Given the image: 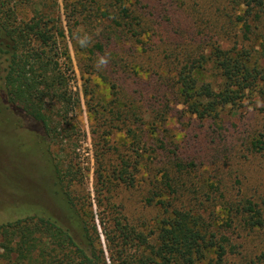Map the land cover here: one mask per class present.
Listing matches in <instances>:
<instances>
[{"label":"rangeland","instance_id":"rangeland-1","mask_svg":"<svg viewBox=\"0 0 264 264\" xmlns=\"http://www.w3.org/2000/svg\"><path fill=\"white\" fill-rule=\"evenodd\" d=\"M242 1L0 0L10 29L40 18L61 32L44 50L68 98L46 103L47 130L7 101L0 55V225L37 216L84 223L96 229L86 250L94 264H139L176 210L196 218L206 240L213 235L222 264H264V148L252 146L264 145V18L245 16ZM214 47L248 50L262 78L218 119H199L182 103L179 75L193 63L197 86L220 89ZM62 193L72 204L60 202L65 220ZM245 201L261 211V227L247 224ZM46 236H14L22 252L1 264H82L74 247ZM215 249L196 264H213Z\"/></svg>","mask_w":264,"mask_h":264},{"label":"trees","instance_id":"trees-1","mask_svg":"<svg viewBox=\"0 0 264 264\" xmlns=\"http://www.w3.org/2000/svg\"><path fill=\"white\" fill-rule=\"evenodd\" d=\"M242 3L245 6V16L264 18V0H243ZM9 11L7 10L3 17L0 13V55H5L4 62L6 61L2 83L7 101L49 130L51 117L47 113L46 103L48 105L51 101L67 103L68 100L64 95L67 86L65 77L54 59L55 54H51L49 48L44 50V47L56 43V34L62 36L61 32L50 33V29L45 27L40 18H32L21 27L10 29ZM238 19L243 21V30L248 32L250 30L248 23L243 17ZM4 39L8 43H3ZM30 42L37 43L40 46L39 50ZM212 55L222 78L220 89L213 90L209 84L197 86L190 73L193 63L187 65L185 71L179 75L178 90L182 103L188 113L199 119L208 117L218 119L223 107L241 104L246 94L252 92L262 78L261 68L249 64L250 52L244 48L214 47ZM252 146L256 151L264 148L262 141H256ZM176 166L183 167L180 163ZM65 196L71 204L66 193H62L60 201L55 198L61 209L65 211L62 210L63 220L68 218L66 208L60 203L65 201ZM159 204L163 202L159 201ZM240 211L248 214L247 224L262 226L261 211L250 201H245ZM29 219H17L0 225V250H2L0 260L2 258L10 260L14 251L20 256L21 243L12 246L14 236L17 235L21 241L28 242L34 232H39L42 235L47 234L46 237L55 239L60 245L67 244L74 247L83 259L82 264H94L86 254V250L93 249L92 233L96 234L95 227L90 230L83 223V226L77 229L76 223L69 224L66 220L63 222L61 218L37 216ZM32 220L36 221L32 222ZM162 224L156 238V246L147 245L149 252L146 260H140L139 264H196L203 258L204 252L213 247H216V260L213 264H222L223 247L213 241V235H209L210 238L206 240V234L199 228L198 220L188 212L174 210L172 216L162 221ZM125 236L128 237L127 234ZM135 238L146 245V240L141 235H136Z\"/></svg>","mask_w":264,"mask_h":264},{"label":"clouds","instance_id":"clouds-1","mask_svg":"<svg viewBox=\"0 0 264 264\" xmlns=\"http://www.w3.org/2000/svg\"><path fill=\"white\" fill-rule=\"evenodd\" d=\"M107 62L106 61H100V64H106Z\"/></svg>","mask_w":264,"mask_h":264}]
</instances>
